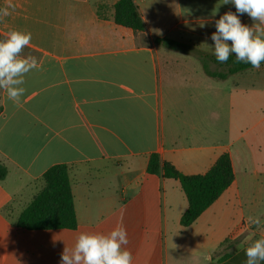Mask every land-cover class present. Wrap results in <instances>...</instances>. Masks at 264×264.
Wrapping results in <instances>:
<instances>
[{
	"label": "crops",
	"instance_id": "1",
	"mask_svg": "<svg viewBox=\"0 0 264 264\" xmlns=\"http://www.w3.org/2000/svg\"><path fill=\"white\" fill-rule=\"evenodd\" d=\"M117 1L0 0V9L15 5L0 18V39L31 32L24 56L41 65L26 76L21 106L0 90V163L8 168L0 264H60L80 232L107 234L117 224L127 230L133 264H245V249L264 238V64L220 80L196 56L156 43L213 54L215 21L236 13L233 4L134 0L146 25L135 32L115 23ZM225 153L234 182L182 226L186 195L179 181L148 171L150 157L199 175ZM56 165L69 167L77 227L19 228L16 218Z\"/></svg>",
	"mask_w": 264,
	"mask_h": 264
},
{
	"label": "clouds",
	"instance_id": "2",
	"mask_svg": "<svg viewBox=\"0 0 264 264\" xmlns=\"http://www.w3.org/2000/svg\"><path fill=\"white\" fill-rule=\"evenodd\" d=\"M222 4H233L236 13L225 12L215 21L216 31L211 34L214 45H208L215 59L224 64L235 53V63L250 64L259 70L264 63V0H223ZM10 8L14 10L15 5L9 2L0 9V18L9 16ZM237 13L247 14L254 23L251 26L243 24ZM31 40V32L18 29L9 30L5 38L0 39V90L16 106H21L26 92L27 74L41 67L35 56L22 55ZM248 222L256 226L261 223L258 217L252 216L248 217ZM128 243L127 230L122 224H117L107 234L80 232L74 246L65 247L61 253L60 264H133ZM245 255V264L264 262V238L251 242L245 249Z\"/></svg>",
	"mask_w": 264,
	"mask_h": 264
},
{
	"label": "trees",
	"instance_id": "3",
	"mask_svg": "<svg viewBox=\"0 0 264 264\" xmlns=\"http://www.w3.org/2000/svg\"><path fill=\"white\" fill-rule=\"evenodd\" d=\"M114 21L118 26L143 32L145 22L134 0H118L114 5ZM156 43L168 49L192 54L202 64L204 72L216 79L226 80L232 75L253 69L250 64L235 63V53L227 63L217 62L212 53L205 52L193 45L170 39H156ZM30 53L25 48L23 55ZM262 63L261 65H263ZM148 171L162 174L164 178L179 181L188 200V209L181 218L184 227L192 225L220 196L232 185L235 179L231 157L228 153L221 155L205 174L184 175L172 164L163 161L159 155H152ZM8 175V168L0 163V181ZM43 189L16 218L19 228L28 230L75 229L77 217L74 206L69 167L56 165L42 177ZM221 251V250H220Z\"/></svg>",
	"mask_w": 264,
	"mask_h": 264
},
{
	"label": "rangeland",
	"instance_id": "4",
	"mask_svg": "<svg viewBox=\"0 0 264 264\" xmlns=\"http://www.w3.org/2000/svg\"><path fill=\"white\" fill-rule=\"evenodd\" d=\"M258 227V226H257Z\"/></svg>",
	"mask_w": 264,
	"mask_h": 264
}]
</instances>
